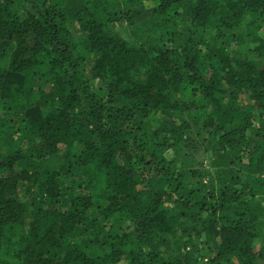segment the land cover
Here are the masks:
<instances>
[{
	"label": "trees",
	"instance_id": "obj_1",
	"mask_svg": "<svg viewBox=\"0 0 264 264\" xmlns=\"http://www.w3.org/2000/svg\"><path fill=\"white\" fill-rule=\"evenodd\" d=\"M120 262L264 264V0H0V264Z\"/></svg>",
	"mask_w": 264,
	"mask_h": 264
},
{
	"label": "rangeland",
	"instance_id": "obj_2",
	"mask_svg": "<svg viewBox=\"0 0 264 264\" xmlns=\"http://www.w3.org/2000/svg\"><path fill=\"white\" fill-rule=\"evenodd\" d=\"M140 75H141V74H140ZM210 107H212V106H210ZM209 117H210V115H209ZM210 118H212V117H210ZM210 118H209V119H210ZM200 151H201V152L198 154V157H199V158H201V157L203 156V153H202V152H204V150L201 149ZM21 194H22V193H21ZM119 264H125V263H124V262H120Z\"/></svg>",
	"mask_w": 264,
	"mask_h": 264
}]
</instances>
